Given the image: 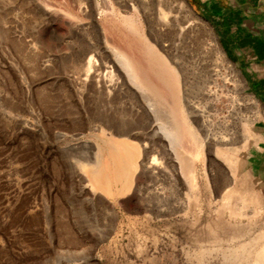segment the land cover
Here are the masks:
<instances>
[{
  "label": "rangeland",
  "instance_id": "374dc122",
  "mask_svg": "<svg viewBox=\"0 0 264 264\" xmlns=\"http://www.w3.org/2000/svg\"><path fill=\"white\" fill-rule=\"evenodd\" d=\"M188 3L208 21L231 64L217 63L205 38L178 37L176 24L165 30L161 21L138 13L137 32L177 68L187 100L190 95L206 112L205 101L212 102L207 113L214 134L234 141L231 160L245 150L246 163L231 179L226 170L231 173L235 161L216 157L193 138L196 143H189L186 134L179 137L180 151L188 150L183 158L195 156L187 164L195 171V189L174 154L144 155V144L159 139H151L154 118L150 126L137 112L143 91L126 75L120 54L135 72L144 69L139 62L145 56L122 37L108 36L110 15L92 12L89 0H0V264L254 263L264 241V8L217 13ZM90 58L98 62L91 68ZM207 59L221 72L211 85ZM208 89L213 98L201 96ZM109 108L112 118L141 133L130 139L140 148L127 189L111 163L119 148L107 142L122 138L101 132ZM142 160L151 166L146 174ZM98 164L110 175L115 196L90 187ZM257 190L259 201L250 202Z\"/></svg>",
  "mask_w": 264,
  "mask_h": 264
},
{
  "label": "bare ground",
  "instance_id": "6f19581e",
  "mask_svg": "<svg viewBox=\"0 0 264 264\" xmlns=\"http://www.w3.org/2000/svg\"><path fill=\"white\" fill-rule=\"evenodd\" d=\"M89 2H90L89 8L91 9L92 12H94L96 10L100 16H102V15L105 16L104 19L107 18L106 15H110L108 17L109 20L107 21L108 22L107 25H105V23H103L106 26L104 30H105V32L108 33V36L110 35V37H113L116 39H118V37H122L123 39H125L124 42L128 43V44H126V45H128L127 47H129L130 49L135 47L136 49H138L140 52L143 53V56H145V58H143L142 56L141 57H142V59H144L143 61L146 62L147 66L145 65V63H143V61L139 62V60L141 59V57H140L141 53H139L140 59L137 60V62H135L133 60H132L133 62L131 61L133 64L135 62V64L138 65V62H139V65L142 63L145 66V67L139 66V68L144 67V69H142V71H139L140 72V74H139V72L134 71L131 63L127 60V58L122 55V54H124V52L122 54H120V56L122 58L121 61H122L123 68H124V70H126L125 73H127L126 75L131 80V82L133 84H135L136 87L138 86L139 89L141 88L143 91L141 99H143L144 103L142 102L143 105L140 106L141 110H138L137 112L139 114H142L144 117H147V119L149 120V122H148V120H146L148 122V124H150V120L154 118V124L152 125V135H151L152 138L151 139H153L155 137H157V139H159L158 141H155V142L150 141L151 143H149V144L145 143L144 144V148H143L144 152H145L144 155L148 156V155H150L149 153H154L156 151H162L164 153H166L168 151V153L171 152L172 154H174V157H176L177 160H179V162H181L180 163L182 165L181 167H183V169L182 168L181 169L186 171V174H185V172H183V171L182 172L186 176L188 175V177L191 181V185L194 189L196 188V185H197L196 179H195V173H194L195 171L192 170L191 163H189V165H187V164H188V162H192L195 156L194 157L192 156L193 159L191 158V161L187 160V159H189V157L183 158L186 156H183L182 154H185L184 152L188 151V150L186 149V150H184V152L182 150H181L182 152L180 151V148L183 145L182 144L178 145L179 137L183 138V136H185V134H186L185 137H188V138H189V136L191 137V140H189L190 141L189 143L194 142V141H192V138H193L194 140L200 141L199 143L197 142V144H199V146L203 145L205 149L208 148L206 151L210 152L211 154L215 153L216 157L224 158L229 163H231V161H235V157H234V160H231V158H233V157L231 156V158H230L229 157L230 154H227V152L229 153V151H230L229 150L230 147L228 148V145H230L232 143L233 139H231L227 136L216 135V134H214V132L212 130L213 129L212 124H211L212 118H209V116H211V114L207 113L210 111V109L214 110L212 102H211L212 99H208L209 100L208 102H211L208 104H207V101H205V103L203 101L204 105L206 104V108H209V111H207V112H206V110H203L199 106L193 104L194 102L192 103L190 101V97H189L190 95L188 92H186V94L188 93L187 95H189L188 96L189 100H187V97L185 98L183 93H182L185 91H182V88L180 87L179 82H181V81H179V77H178L179 71L178 72L176 71L177 68L176 67L173 68L174 67L173 65H172L173 67H170L171 65L168 64V62H166V60H168V59H164V56L162 58L161 54H160L161 52H159L158 54L156 52H154V50H153L154 47L152 46L153 47L152 48L148 44V42L146 41V38H144L143 34L141 33L142 34L141 35V34H139V32H137L138 29L140 28V25L138 23V13L143 15L144 18H146L149 21L150 20H152V21L153 20H156V21L159 20V22L161 21L163 23L164 29L167 27L171 28L172 25L176 24V30L175 31L177 32L178 37L183 38L185 36H188L191 40H197L198 38L200 39V37L205 38L208 42V46H207L206 51L207 52H210V51L213 52L215 50V52H217L218 57H216V62L219 63L220 65L221 64H223V65L227 64L228 65V63L231 64L229 62L230 60H228V58L225 54V51L221 47L218 40H216L212 36L214 34L212 33L211 26L208 23H206L208 21H206V20L204 21L201 18V16H198L195 13V11L193 10V8L189 5L187 0H89ZM117 9H119V10H117ZM120 9H125V12H127L128 14L122 13L121 15L118 16L117 14H119V13L117 11L121 12ZM120 16H121V18H119ZM152 21H150V22L152 23ZM138 25H139V28L137 27ZM160 25L162 26L161 23H160ZM174 28H175V26H174ZM140 29H142V28H140ZM116 36H118V37H116ZM122 38H120V39H122ZM108 43H109V40H108ZM113 50L115 51V49H113ZM138 50H137V52H139ZM159 54H160V56H159ZM199 59H202V58L197 59L198 60L197 66H200L199 64H201ZM117 60H119V59H117ZM207 61H208V59L206 60V63H207ZM195 62H196V60H195ZM202 62H204V61H202ZM211 62H212V60H211ZM97 63H98L97 61L93 62V58H90L88 61L89 68H91L93 65H95ZM135 64H134V66H135ZM195 64L193 62V65H195ZM203 64H201V67ZM212 64H209V61H208L209 67L207 66V68L205 70L207 82L209 84L210 83H216L215 82L216 81L215 76H218L219 73H217V72H220L219 70L217 71L213 67L211 68L210 66ZM137 65H136V68H138ZM178 65L179 64H177V66ZM216 66L217 65L215 64V67ZM204 67H206V66H204ZM229 67H231V66H229ZM179 68H180V66H179ZM227 68H228V66H227ZM184 69L187 70L188 68L185 67ZM197 69H199V68L197 67ZM188 72H190V71L188 70ZM135 73H137L139 75H137ZM180 75L182 76V74H180ZM189 75H190V73L188 75H183L182 77H184V76L188 77ZM226 75H228V74L226 73ZM182 77H180V78H182ZM230 77L232 78V75ZM230 77H228V78H230ZM228 78H225L226 81ZM180 80H184V79L182 78ZM185 81L187 82L186 78H185ZM223 84H224V82H223ZM184 90H185V86H184ZM211 93H213V92H211ZM211 93H210V90L208 89L201 96H203V97L205 96L204 98H206V97L209 98ZM227 93H225V94H227ZM210 97L213 98L214 97L213 94ZM199 100H200V98L198 99V101ZM194 101H197V100H194ZM200 102H198L197 104H201ZM252 102H254V100H252ZM237 104L240 107L245 105V104H241L239 102ZM214 108H215V106H214ZM215 110H217V109H215ZM131 111H133L132 108H131ZM169 111H170V115H171L170 117H169ZM105 113L107 116L104 118V121H103L104 127H101V132L105 136H109V138H111V139L116 138V137L122 138L121 140H118V141L113 142L110 140L111 142H109V140H108L107 142L110 143V145H112V146L115 145V148H119V149H116V151H115L117 153L115 154V152H114L113 156H111V163L113 165H115V170H116L115 171V179H117L118 183H120L119 181L122 180L124 186L126 187L124 189H127V187L129 186V181L132 177V172L134 171V168L136 165L135 164L136 154L139 152V148H140L135 142H132L130 139L131 138L135 139V138L139 137V134H141V133L139 131H136L137 129L134 128L136 126L135 125L133 126V123H131L129 121H125V120L124 121L119 120L118 118H116L115 114H114L115 118H112L111 116H112L113 111L111 108L105 110ZM170 118H172V119H170ZM143 119H145V118H143ZM146 121H144L145 124H146ZM140 122H143V121H140ZM151 123H152V121H151ZM150 126H151V124H150ZM145 127H147V126H145ZM148 127H149V125H148ZM138 128H140V127H138ZM147 132H148V130H147ZM144 136H145V134H144ZM141 137H143V136H141ZM145 137H147V136H145ZM261 138L262 137H260V138L258 137V139H260V140H261ZM167 141H168V144H167ZM195 143L196 142H194V144ZM200 143H201V145H200ZM194 146H196V145H194ZM244 146H246V145H244ZM248 146H249V144H248ZM256 147H258V146H256ZM198 149L199 148H197V150ZM244 149H246V148L244 147ZM259 149H261V148H259ZM120 150L123 151V156L120 155V153H121ZM240 151L241 150H239V152ZM191 154L195 155L193 153H191ZM239 154H241V157L239 159L237 158V160L234 162V164H236V167L234 166V164H232V165L230 164L231 168H230L229 172H231V173L227 172L228 169L226 170V175H225L226 178H228L227 174L232 176L231 179L236 178L238 170L240 168H242L244 166V164L246 163V161H245V150H243ZM169 155H170V153H169ZM101 156H102L101 152H98V157L101 158ZM227 156L229 158H227ZM146 158H148V157H146ZM184 159L187 160V163L185 162L186 160H184ZM142 162H144V161L142 160ZM97 163H98V161H97ZM149 163H150V160H149ZM227 165H228V163L226 164V166ZM95 166L93 167L95 169L93 171H91L92 173L90 172L91 173L90 176L92 178V184L89 182L90 187L92 186L95 189V191H94V189H91L92 187L91 188L89 187L91 189V192L94 191V193H95L97 188H101V189L105 190V192H107L106 193L107 196L108 195L113 196L114 195V193L112 192L113 189L110 187V183H111L110 175L108 173H106V171L104 170L103 167H101V165L98 164L96 167ZM142 167L144 168L145 174L148 173L151 169V166L148 165L147 161H146V163L145 162L142 163ZM228 167H229V165H228ZM262 167L263 166H261L260 168H262ZM193 168H194V166H193ZM223 172H225V171H223ZM113 181H114L113 184L116 187L117 182H115V180H113ZM122 181H121V186H122ZM115 187L113 186V188H115ZM145 188H146V186H145ZM121 189H123V188H121ZM248 189H250V188H248ZM248 189H247V191H248ZM253 189L255 190V188H253ZM99 190H97V191H99ZM119 191H121V190L119 189ZM123 191H125V190H123ZM114 192H118V191H114ZM145 192L148 193L147 190ZM259 192L260 191H258V193L256 192L255 194H253L254 196L252 195L254 197V200L249 199V201L250 202L259 201L258 200V197L260 196V195L258 196ZM94 193H92V194H94ZM146 193H144L145 196L147 195ZM142 194H143V192H142ZM144 194H143V196H144ZM233 194H234V192H233ZM260 194H261V192H260ZM194 195H196V194H194ZM138 196H139V194H138ZM143 196H139V197L142 198ZM227 197H229V195ZM232 197H233V195H232ZM232 197H231V199H233ZM141 198H140V200H141ZM244 199L246 200V198H244ZM227 200H225V201H227ZM109 202H111V201H109ZM144 203L146 204L147 202H144ZM223 208H225V207H223ZM238 211L240 212V210H238ZM232 213H234V211ZM235 213H237V212H235ZM263 235H264V231L261 232L260 236L263 237ZM253 264H264V241L262 242V245L257 250L256 258H255Z\"/></svg>",
  "mask_w": 264,
  "mask_h": 264
},
{
  "label": "crops",
  "instance_id": "0c3cea01",
  "mask_svg": "<svg viewBox=\"0 0 264 264\" xmlns=\"http://www.w3.org/2000/svg\"><path fill=\"white\" fill-rule=\"evenodd\" d=\"M200 7H207L217 13L230 12H248L251 8H264V0H191ZM210 1V2H209ZM230 1L233 3H228ZM212 2V3H211ZM203 9V8H202Z\"/></svg>",
  "mask_w": 264,
  "mask_h": 264
},
{
  "label": "water",
  "instance_id": "95a60500",
  "mask_svg": "<svg viewBox=\"0 0 264 264\" xmlns=\"http://www.w3.org/2000/svg\"><path fill=\"white\" fill-rule=\"evenodd\" d=\"M187 2H189V0H187Z\"/></svg>",
  "mask_w": 264,
  "mask_h": 264
}]
</instances>
